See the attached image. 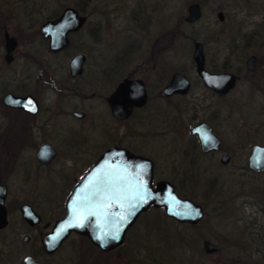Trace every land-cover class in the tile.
<instances>
[{
	"label": "flooded vegetation",
	"instance_id": "1",
	"mask_svg": "<svg viewBox=\"0 0 264 264\" xmlns=\"http://www.w3.org/2000/svg\"><path fill=\"white\" fill-rule=\"evenodd\" d=\"M88 1L89 14H92L96 0ZM230 1L227 9L232 7L231 16H241L243 12V22H224L226 8L219 5L214 8L218 22H210L213 41H207L205 22L198 30L202 41L193 35L186 36L192 39L193 52L195 43L201 44L205 71L222 76L214 90L197 74L193 52L195 80L187 69L175 70L170 58L162 56V51L157 56L152 52L146 59L135 61L137 57L129 48L130 44H141L140 37L119 50L96 53L101 59L90 63L89 44H80L76 37L85 31L88 39L101 42V22L90 28L86 26L88 22H84L67 34L66 46L52 51L41 27L72 5L52 10L41 21L37 15L48 9V0H17L16 6L20 5L25 11L24 19L19 18L13 0H0V186L5 189L6 220L0 227V264H24L26 257H31L36 264H89V246L100 257L95 260L96 264H113L115 258L117 262L123 261L122 264H131L126 258L127 238L140 219L156 207L140 213L126 231L124 241L113 249L102 250L86 235L74 230L52 251L43 243L44 237L66 216L67 202L75 187L89 174L98 158L112 147L149 158L153 162V186L167 180L181 197L179 186L189 183V174L196 173L201 156L216 158L219 167L230 168L231 184L226 186L237 184L238 172L264 176V170L248 167L253 148L264 146V12H260L264 10V2ZM194 2L201 8L197 20L200 21L203 2ZM160 5L167 8L168 0ZM137 7L139 13L135 22L148 30L152 17L146 10L142 11L140 4ZM259 14L261 20L257 22ZM197 21L185 23L194 26ZM15 22L16 30L13 29ZM165 30L156 38L157 47L173 37V30ZM6 35L14 39L12 47ZM77 55H84L82 70L72 75L69 64ZM158 63L162 64L160 72H147ZM168 64L172 65L170 69ZM175 72L186 76L189 87L186 93L166 95L164 89ZM126 81L135 83L119 90ZM197 83L202 87V94L190 98ZM8 96L29 100L23 105H14ZM151 116L156 123L149 121ZM207 127L215 138L203 145L200 137L205 135ZM156 151L181 154L182 165L171 164L174 179L157 178L158 164L153 156ZM237 155L241 162H237ZM218 178L219 175L210 178L209 182L215 185ZM206 191L208 189H204L203 194H209ZM261 201L255 203L250 221L256 231H264V199ZM25 207L33 213L31 219L24 217ZM202 207L204 219L206 205ZM156 211L157 217L174 220L162 208ZM146 222L147 230L151 231L152 223ZM21 233L22 242L28 245L23 256L16 243ZM208 241L216 247L210 254L218 252V247ZM258 242L262 245L260 249H264V232ZM151 248L149 257L155 259L157 245Z\"/></svg>",
	"mask_w": 264,
	"mask_h": 264
},
{
	"label": "rangeland",
	"instance_id": "2",
	"mask_svg": "<svg viewBox=\"0 0 264 264\" xmlns=\"http://www.w3.org/2000/svg\"><path fill=\"white\" fill-rule=\"evenodd\" d=\"M2 1L4 2V0ZM71 1L72 0H48L46 6L48 9L39 12L37 17L41 18V21H43L44 17L51 13L52 10L59 11L65 4L77 8L76 3L74 4L73 2H80L81 0ZM165 1L166 0L94 1V10L91 11L92 14H89V10L88 13H82L88 15L86 21L88 24L86 26H89V28L96 22H101L103 27L102 41L96 43L92 41L91 37L88 39L85 31L76 37V40H79L80 44H89L90 63L99 59L96 53L102 52L107 54L108 52L119 50L125 47V45L130 44L132 39L135 40V38L138 39L140 37L139 40L141 44L136 43L132 44V46L130 44L129 48L134 51V56L137 57L135 61L146 59L154 52H156L157 56L159 52L162 51L164 53L162 56H168L167 59L170 58L171 64L175 70L177 68L187 69V73L195 80L196 76L192 62L193 43L192 39L185 36H195L197 40L202 41L203 36L198 34V30L200 25L205 22L207 26L206 33L208 34L207 41H213L212 35L214 33L210 22H218L216 18L217 9L214 8H217L219 5H222L223 9L226 8L224 9V22H243V20H245V13L243 12L241 16H231L232 7L229 6L227 9V4L231 3L230 0H168V6L164 8L160 4L161 2L165 3ZM194 1L203 2L202 18L200 21H197L194 26H188L184 21V17L187 14L188 4ZM260 1L264 2V0ZM16 2L17 0H13L15 10L18 12L19 18L24 19L25 16L23 14L25 11L20 5L16 6ZM139 4L143 9L142 11L146 10L152 17V22L148 30H143L139 23L135 22V16L139 13V7H137ZM260 12L263 13L264 10ZM180 19L183 20V23L177 28L183 34L179 33L175 28V26L180 23L178 22ZM260 20L259 14L257 22ZM14 24L13 29L16 30L18 25L16 22ZM165 29L173 30L171 34L173 37L172 39L170 38L169 42L166 41L165 43V41H163L162 47H160L161 45L157 47L156 38L160 37V35L166 31ZM166 44L168 46H166ZM172 65L168 64V69H170ZM161 67L162 64L160 63L153 64L147 72L156 74L160 72ZM143 72H145V70H143L142 73ZM201 94L202 87L197 83L194 84L191 96L189 97L196 98ZM175 101L181 100L180 98H175ZM150 119L149 121L156 123L154 116H151ZM182 136L184 135L182 134ZM153 156L158 164L157 178L174 179L170 170L171 164L175 163L182 165L181 154H168V151L167 153L160 154L156 151ZM237 157L239 158V155H237ZM173 159L175 161H173ZM212 159L203 156L199 157L196 164V173L189 174V176H191L189 183H186L184 186L180 185V189H178L182 197L190 198L203 206L206 205V216L202 222L193 226L187 223L175 224L171 222L172 220L170 221L157 217V211L151 208L149 214L145 215V218L140 219L137 226L127 238L125 245L126 258L132 261L131 264H189L188 258L191 252L188 246L173 242V246L170 248L168 244L162 241L164 240V234L169 233L172 235L174 233L175 226L184 229L183 232L188 236L189 240H192L193 247L200 245V247L203 248L204 239L210 240L214 245L219 247L220 250L215 254L208 255L204 253L203 256L197 257V264H211L214 261H219L224 264H264V249H260L262 245L258 242V238L263 235L264 231H256L253 229L254 227H252V223L250 222L252 221L251 216L253 215L254 205L264 199V176H251L249 174L240 175V172H238V181L236 180L238 185L226 186V184H231V177L229 174L230 168L223 169L218 166V159ZM241 161V158L237 160V162ZM218 175L217 184L212 185L209 179H214V177ZM211 185L212 190L209 189ZM204 189H208L206 192H209V194H203ZM220 201L223 202L221 203ZM160 211L162 212V210ZM146 219L150 221L148 224L152 223L151 227H153V229L151 231L147 230ZM201 236H204V238L202 239ZM21 239L22 233L16 238V243L19 244L20 251H23L21 253L23 256V254L27 253L26 247L28 245H24ZM187 241L188 240H186V243ZM256 243H259V245L257 244L259 250H257ZM154 244L157 245V249L154 251L155 259L149 257L151 253L150 248L155 246ZM151 249L154 250L155 248ZM192 255L197 256L195 253ZM99 258L96 250L89 246V264H96L95 260ZM122 263L123 261L121 260L117 262L116 258L113 260V264Z\"/></svg>",
	"mask_w": 264,
	"mask_h": 264
},
{
	"label": "water",
	"instance_id": "3",
	"mask_svg": "<svg viewBox=\"0 0 264 264\" xmlns=\"http://www.w3.org/2000/svg\"><path fill=\"white\" fill-rule=\"evenodd\" d=\"M200 16V5L193 2L188 5L184 20L195 22ZM86 21V15L80 14L72 6H67L58 18L45 21L41 32L49 38V48L56 51L67 45V34L78 29ZM6 37L8 45L12 47L14 39L8 35ZM83 59L84 55H77L71 60L69 67L72 75L81 72ZM193 59L197 74L205 85L216 90V83L222 76L205 71L202 46L199 42L194 45ZM134 83L126 81L120 85L119 90ZM188 87L186 76L175 72L164 93H186ZM142 98L139 97V100ZM7 99L14 105H23L29 100L11 96ZM214 138L208 127L205 135L200 137L203 145L214 141ZM248 167L256 171L264 170V146L257 145L253 148ZM152 180L153 162L149 158L134 155L123 148L108 149L73 190L67 202L66 216L59 220L54 231L43 239L45 248L48 251L54 250L60 241L74 230L86 235L102 250L113 249L124 241L126 231L139 214L151 206L162 208L168 217L179 223L196 225L203 219L204 210L201 204L178 195L174 185L167 180L160 181L155 186ZM4 198L5 189L0 186V227L6 223ZM23 212L26 219L32 218L33 213L29 207L23 208ZM203 250L205 254H210L216 251V247L204 240ZM24 264L36 263L31 257H26ZM211 264L223 263L214 261Z\"/></svg>",
	"mask_w": 264,
	"mask_h": 264
},
{
	"label": "trees",
	"instance_id": "4",
	"mask_svg": "<svg viewBox=\"0 0 264 264\" xmlns=\"http://www.w3.org/2000/svg\"><path fill=\"white\" fill-rule=\"evenodd\" d=\"M76 7L83 13H88V8H89V1L88 0H81L80 2H77L76 3ZM178 22H180L179 24H177L175 26V28L178 30L179 33L183 34L182 32H180V30L177 28L181 23H183V20H179ZM185 36V35H184ZM186 37V36H185ZM155 210H157V208H154ZM172 223L174 222L175 224L176 223H179V222H176L174 220L171 221ZM202 222V221H201ZM200 222V223H201ZM199 223V224H200ZM174 224V225H175ZM181 224V223H179ZM186 224V223H185ZM190 225V224H189ZM193 226V225H192ZM184 229H181V228H178L175 226V229H174V233L171 235L169 233H166L164 234V243L165 244H172L173 242L174 243H177L180 244L182 243L183 245H186L190 248V256L188 258V262L189 264H197L198 260H197V257H200V256H203L204 252H203V249L200 247V245L196 246V247H193V243H192V240L188 238V236H186L184 234ZM201 238L203 239L204 236H201ZM186 240L187 243H186ZM186 243V244H185ZM219 247H218V251H219ZM195 253L197 254V256H193L192 254Z\"/></svg>",
	"mask_w": 264,
	"mask_h": 264
}]
</instances>
